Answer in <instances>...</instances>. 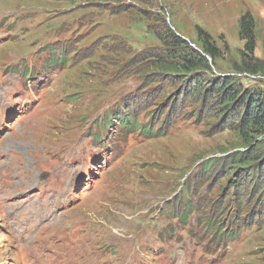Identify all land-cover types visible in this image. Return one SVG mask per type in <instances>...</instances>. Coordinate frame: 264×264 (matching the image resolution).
Masks as SVG:
<instances>
[{"label": "rangeland", "instance_id": "rangeland-1", "mask_svg": "<svg viewBox=\"0 0 264 264\" xmlns=\"http://www.w3.org/2000/svg\"><path fill=\"white\" fill-rule=\"evenodd\" d=\"M250 97L264 0H0V264H264Z\"/></svg>", "mask_w": 264, "mask_h": 264}, {"label": "trees", "instance_id": "trees-1", "mask_svg": "<svg viewBox=\"0 0 264 264\" xmlns=\"http://www.w3.org/2000/svg\"><path fill=\"white\" fill-rule=\"evenodd\" d=\"M239 36L240 39L242 41H244L245 43V48L248 52H251L254 50V36H253V20L250 17V15L248 14H244L241 18H240V22H239ZM204 54L205 55H210L213 59L215 58V52L210 48V47H206L204 48ZM248 72H250V69H247ZM223 90V88H221ZM221 89H216V94L221 92ZM227 92V91H226ZM230 99H227L223 102L224 104H227L228 101ZM247 100L249 101L248 103V107L251 108V111L248 114V117H246L245 123L243 124V129L247 128L248 126L251 127H261L264 128V102L262 103H256V100L251 99V97ZM264 101V100H263ZM128 125L132 128H139L142 129V131L146 130V126H144L143 124L139 127L136 125L135 122L128 123ZM260 144L257 146L259 147ZM254 156L251 155H246L243 156L242 154H239L232 162H237V163H241L244 164L247 160L249 159H253ZM256 160V159H255ZM184 219V217H183ZM218 232L221 233V228L218 227L216 229Z\"/></svg>", "mask_w": 264, "mask_h": 264}, {"label": "bare ground", "instance_id": "bare-ground-1", "mask_svg": "<svg viewBox=\"0 0 264 264\" xmlns=\"http://www.w3.org/2000/svg\"><path fill=\"white\" fill-rule=\"evenodd\" d=\"M34 209H36V208H34Z\"/></svg>", "mask_w": 264, "mask_h": 264}]
</instances>
